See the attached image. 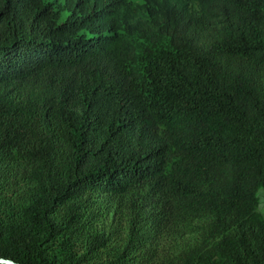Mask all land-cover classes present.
<instances>
[{
    "label": "trees",
    "instance_id": "16d2710c",
    "mask_svg": "<svg viewBox=\"0 0 264 264\" xmlns=\"http://www.w3.org/2000/svg\"><path fill=\"white\" fill-rule=\"evenodd\" d=\"M261 190L264 0H0V260L264 264Z\"/></svg>",
    "mask_w": 264,
    "mask_h": 264
},
{
    "label": "rangeland",
    "instance_id": "374dc122",
    "mask_svg": "<svg viewBox=\"0 0 264 264\" xmlns=\"http://www.w3.org/2000/svg\"><path fill=\"white\" fill-rule=\"evenodd\" d=\"M259 198H260V211L264 214V190H261L259 192Z\"/></svg>",
    "mask_w": 264,
    "mask_h": 264
},
{
    "label": "water",
    "instance_id": "95a60500",
    "mask_svg": "<svg viewBox=\"0 0 264 264\" xmlns=\"http://www.w3.org/2000/svg\"><path fill=\"white\" fill-rule=\"evenodd\" d=\"M0 263H4V264H13L12 262L8 261V260H0Z\"/></svg>",
    "mask_w": 264,
    "mask_h": 264
}]
</instances>
